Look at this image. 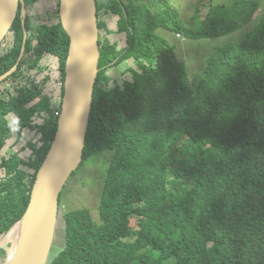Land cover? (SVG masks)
<instances>
[{"label":"trees","instance_id":"obj_1","mask_svg":"<svg viewBox=\"0 0 264 264\" xmlns=\"http://www.w3.org/2000/svg\"><path fill=\"white\" fill-rule=\"evenodd\" d=\"M38 1L24 0L27 6ZM151 1L96 0L98 18L104 11L117 21L116 31L98 21L105 35L99 32L81 165L99 153L113 154L98 217L84 208L58 213L65 240L47 264H264V0H210L205 18H193L199 25L193 30L167 4L173 25L164 24ZM252 22L240 41L211 54L192 89L164 33L212 40ZM33 32L37 64H46L44 54L57 56L65 82L69 38L60 23ZM117 35L125 46H117ZM22 40L18 20V56ZM126 62L130 81L110 73ZM6 111L0 112V151L12 138ZM15 113L24 124L34 114ZM56 128L57 116L38 127L40 148L29 143L22 147L33 150L29 156L17 149L0 158V239L26 212ZM133 220L139 230L132 229Z\"/></svg>","mask_w":264,"mask_h":264},{"label":"water","instance_id":"obj_2","mask_svg":"<svg viewBox=\"0 0 264 264\" xmlns=\"http://www.w3.org/2000/svg\"><path fill=\"white\" fill-rule=\"evenodd\" d=\"M23 18L24 0H0V43L17 13ZM61 26L69 38L65 82L57 130L47 156L32 186L24 218L37 214L31 234L10 264H47L58 224L59 197L70 176L83 161V150L91 116L94 87L100 59L96 0H59ZM8 75V74H7ZM5 76L0 78V81Z\"/></svg>","mask_w":264,"mask_h":264},{"label":"rangeland","instance_id":"obj_3","mask_svg":"<svg viewBox=\"0 0 264 264\" xmlns=\"http://www.w3.org/2000/svg\"><path fill=\"white\" fill-rule=\"evenodd\" d=\"M57 1L59 0H39L34 4L28 5L27 13L30 26L36 27L40 24H53L57 22ZM234 1L236 0H227V3L229 4ZM212 2L213 1L210 0H153L150 5H156L155 10L159 12L161 21L167 26L171 27L173 24L171 22L170 13L164 7V4L169 5L170 11L177 12L176 19L179 23L183 26H187L189 30H193L199 27L193 18L195 16L201 20L205 18L210 11V4H212ZM151 6L150 10L153 9ZM259 14L260 13L256 15L255 19L259 16ZM98 19L106 25L107 29L116 31L117 16L102 11ZM253 27L254 23L252 22L235 33L223 38L212 40H187L182 35L179 34L180 36H178V34L173 32L164 33V38H166L169 44L174 48L177 58L184 61L188 71V83L191 85V88L194 89L193 82L206 68L207 59L211 56V54L215 50L229 43L240 41L253 29ZM99 32L103 36L105 35L103 29ZM115 41L117 42L118 47L125 46L123 35L115 36ZM127 64L128 63L126 62V64H121L112 68L110 73L113 75L117 71L122 72L125 75L123 74L121 78L124 81H130L131 75L126 72ZM56 66V63H53L49 69L54 70ZM113 85L114 84L110 83L109 87L111 88ZM46 89H48V87ZM50 93H52V91H50ZM7 128H10L9 125H7ZM22 136L23 137H21L19 143L15 141V136L7 140V146L5 149L0 151V158L3 154L5 155L6 153H11L16 143L15 149H18V152L24 153L25 156H29L32 152L31 149H23V152L22 147L26 146V142L30 141L36 143L37 148H40L44 143V137L38 136L34 133L23 132ZM182 143L184 146H191L186 140ZM99 154L102 155L98 158ZM99 154L92 156L84 163V165H80L79 168L70 176L60 194L58 213H65L75 209L84 208L90 210L93 218L96 219L98 217L97 207L100 202L101 193L103 192V183L105 182L104 179L108 163L113 152L108 150ZM0 174H2V171H0ZM1 178L2 177L0 176V179ZM131 226L133 227V230H139V227L135 225L134 220L131 222ZM8 233L0 239V264H6L5 261L10 252V244L4 243L9 241L7 237ZM64 240V233L56 229L50 254L54 252V249H60L64 244ZM129 240H132V238Z\"/></svg>","mask_w":264,"mask_h":264},{"label":"flooded vegetation","instance_id":"obj_4","mask_svg":"<svg viewBox=\"0 0 264 264\" xmlns=\"http://www.w3.org/2000/svg\"><path fill=\"white\" fill-rule=\"evenodd\" d=\"M27 7L28 6L25 4L26 17L24 19V27L27 33L25 45L29 40L31 50L25 52L24 46L23 54L18 63L24 40L23 18L21 17L20 11L17 13L8 34L0 43V78L5 76V78L0 81V112L2 108L7 110L4 118L8 122V125L12 127L11 129L9 126L11 134L15 136V141L17 143V136L23 135V132L42 136L36 133L38 127L43 126L53 117L59 116L64 93V81H62L60 59L55 55L44 54L45 56L42 61H45L46 64L41 65L43 67V72L41 73V66L37 64V53L35 54V52L38 51L37 36L33 32V30L40 25L55 26L58 22L61 25L59 7L57 9V22L53 24H40L36 27H31L29 24ZM18 20L20 21L23 34L19 56ZM22 61H24L23 64H21ZM53 63H56L57 66L54 70H50L49 67ZM20 65L22 66L19 70ZM47 87L48 89H46ZM50 91H52V93H50ZM47 104L48 106L46 107ZM18 108L32 110L34 113L31 117L32 119H29L27 124H24L22 118L15 113V110H18ZM29 143L35 144V149H38L36 143L29 141L26 142V145ZM16 144L14 145L13 151H17L15 149Z\"/></svg>","mask_w":264,"mask_h":264},{"label":"bare ground","instance_id":"obj_5","mask_svg":"<svg viewBox=\"0 0 264 264\" xmlns=\"http://www.w3.org/2000/svg\"><path fill=\"white\" fill-rule=\"evenodd\" d=\"M37 214V209L34 213V216L31 218H24L21 222L17 224V226L8 233V240L4 242L5 244H10V252L5 261L6 264H10L14 259L17 252L24 246L26 240L31 234V226L34 223L35 217Z\"/></svg>","mask_w":264,"mask_h":264},{"label":"clouds","instance_id":"obj_6","mask_svg":"<svg viewBox=\"0 0 264 264\" xmlns=\"http://www.w3.org/2000/svg\"><path fill=\"white\" fill-rule=\"evenodd\" d=\"M59 7V6H58ZM61 106H62V104H61ZM60 112H61V110H60ZM60 115V114H59ZM58 118H59V116L57 115V121H58ZM56 130H57V128H56ZM56 133V132H55ZM13 137V136H12ZM11 139V138H10ZM9 140V139H8ZM54 140V139H53ZM53 142V141H52ZM18 143H19V141H18ZM52 144V143H51ZM7 146V141H6V145L1 149V151L3 150V149H5V147ZM50 147H51V145H50ZM6 152V151H5ZM4 152V153H5ZM12 152H15V151H12ZM3 156H4V154H3Z\"/></svg>","mask_w":264,"mask_h":264}]
</instances>
